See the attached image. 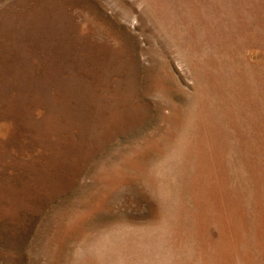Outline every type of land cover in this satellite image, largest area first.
<instances>
[{
	"label": "rangeland",
	"instance_id": "374dc122",
	"mask_svg": "<svg viewBox=\"0 0 264 264\" xmlns=\"http://www.w3.org/2000/svg\"><path fill=\"white\" fill-rule=\"evenodd\" d=\"M0 264H264V0H0Z\"/></svg>",
	"mask_w": 264,
	"mask_h": 264
}]
</instances>
